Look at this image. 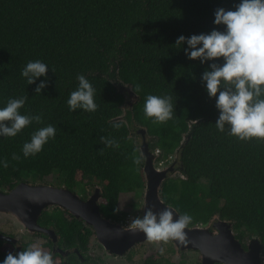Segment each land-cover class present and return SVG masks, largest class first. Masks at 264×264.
<instances>
[{"label": "trees", "instance_id": "1", "mask_svg": "<svg viewBox=\"0 0 264 264\" xmlns=\"http://www.w3.org/2000/svg\"><path fill=\"white\" fill-rule=\"evenodd\" d=\"M239 2L0 0V107L9 99L27 97L21 114L43 119L42 124L34 123L15 138H0V159L9 163L7 169L0 168V190L12 189L21 181L48 184L49 177L54 179L50 184L69 189L97 184L103 193V215L124 221L128 213L115 211L118 206L121 209L120 196L134 198L145 186V159L132 139L134 131L143 128L151 139V152L160 150L156 160H167L178 152L177 160L187 178L167 179L161 196L179 215L191 217L188 227L206 225L217 215L231 222L240 242L257 236L264 245V140L244 142L227 130H216L219 112L200 77L210 70V63L222 60L191 61L174 45L180 36L222 31V26L213 24L215 10L234 11ZM35 61L49 65L47 81L41 77L27 85L20 73ZM81 75L95 89V113L68 109L67 101L77 90ZM42 82L47 87L36 95ZM118 82L132 86L134 92L140 89L135 92L139 101L132 108ZM148 95L170 96L174 118L163 125L146 119L143 107ZM118 117L122 119L113 121ZM115 124L120 125L118 130ZM49 125L56 129L55 139L41 153L25 159L23 145L35 131ZM102 137L114 140L119 148L106 147ZM67 215L59 207L46 209L39 224L55 230L59 248L85 254L91 232L80 228L79 219ZM33 235L47 240L40 247L53 255L54 264H99L87 259L82 262L75 253L66 257L55 251L47 236ZM32 245L36 244L23 243L21 251ZM16 252L14 244L0 241V264L7 254ZM167 263L151 258L144 261Z\"/></svg>", "mask_w": 264, "mask_h": 264}, {"label": "clouds", "instance_id": "2", "mask_svg": "<svg viewBox=\"0 0 264 264\" xmlns=\"http://www.w3.org/2000/svg\"><path fill=\"white\" fill-rule=\"evenodd\" d=\"M213 24L222 26L223 30L187 38L180 36L174 45L178 51L183 49L191 61L199 60L204 64L222 60V63H210V70L204 71L200 77L208 98L215 99L219 112L216 130L220 133L227 130L228 135L244 142L264 140V0H240L234 11L218 8L214 12ZM48 70L49 65L41 61L29 62L20 75L27 85H32L41 77L47 81ZM77 80L78 88L67 101L69 111L95 113L98 110L95 89L83 75ZM46 87L45 82L40 83L35 94L41 95ZM139 91V88L135 90ZM27 99H9L4 107H0V138H15L34 123H43L41 115L21 114ZM174 113L170 96L146 97L143 114L153 124H166L174 118ZM113 126L117 130L120 128L119 124ZM55 136V127L39 128L32 134L30 142L23 145V157L28 159L38 155ZM101 143L108 148H119V144L111 139L102 137ZM12 159L19 161L20 157L13 155ZM134 163L140 161L135 160ZM8 167V161L0 159V168ZM176 217L174 220V213L168 209L157 214L149 208L142 219L132 221L128 230L143 233L149 242L166 244L170 240L183 241L191 217L186 214ZM164 251L161 248L160 255H164ZM2 264H54V260L51 253L32 245L15 255L7 254Z\"/></svg>", "mask_w": 264, "mask_h": 264}, {"label": "water", "instance_id": "3", "mask_svg": "<svg viewBox=\"0 0 264 264\" xmlns=\"http://www.w3.org/2000/svg\"><path fill=\"white\" fill-rule=\"evenodd\" d=\"M117 85L128 92L131 101H127V105L130 108L138 103L139 97L133 91L132 86L123 84V82H118ZM121 119L122 117H118L113 121ZM138 132L143 138L140 150L145 159L142 168L145 191L140 219L151 208L157 214L168 209L174 213L175 220L179 214L175 208L166 205L161 196L163 183L168 178L172 169L171 164L175 160L169 166L156 163V157L149 149L150 142L148 143L145 140L146 129L140 128ZM174 154L175 159H177L178 152L176 151ZM186 178V176H183V179ZM96 199L97 197H93L83 201L78 195L65 188H58L49 184L32 185L21 182L9 193L0 191V214H4L15 225L31 233H42L55 244L58 240L55 230L41 226L38 223V218L49 207H59L62 210H67L72 216L86 221L94 228L97 242L109 255L122 256L137 244L147 241L143 233H133L128 230V227L112 223L104 218ZM213 225L217 228L216 232H212L208 226L201 224L187 227L185 229V239L183 241L172 240V242L179 251L194 250L199 252L201 264H264L261 260L264 245L257 236L250 238L245 248L236 238L230 222L218 220ZM18 239V237L0 232V241L16 245ZM61 250L55 248L56 252L67 256V252ZM19 251H21V246H17V252ZM74 253L78 255L82 262L86 261V258L78 250H75Z\"/></svg>", "mask_w": 264, "mask_h": 264}, {"label": "rangeland", "instance_id": "4", "mask_svg": "<svg viewBox=\"0 0 264 264\" xmlns=\"http://www.w3.org/2000/svg\"><path fill=\"white\" fill-rule=\"evenodd\" d=\"M121 89H123V88H121ZM122 91L125 93L126 101L130 102L131 100L129 98L128 92H126V90H124V89ZM145 138H146L145 139L146 142H148V143L151 142V139L148 135H146ZM132 139L139 146L143 143V138L138 131H134V133L132 135ZM156 150H159V149L156 148L154 150V152H152V153L154 154L155 157H159L160 150L158 153L156 152ZM173 160L178 162L179 158H178V160L175 159V154H173V155L169 156V158H167V160H162V161L161 160L160 161L155 160V162L158 163L159 165H162V166H166V165L169 166L171 164V162H173ZM172 167H175V169H173L170 172V175L168 176V178L176 179V180L183 179L184 174L183 173L181 174V172H182L181 165L180 164L177 165L174 162L171 164V168ZM180 170H181V172H180ZM53 180L54 179L52 177H49V178H47L46 181H53ZM201 184L204 187L208 186V183L206 181H202ZM140 200H141L140 195L138 196V200H134L132 195L122 194L120 196L119 205L121 207V210H123V208H126V213H128V215H129V216H127L128 217L127 221H129L130 224L132 223L133 220H135V217L137 215L136 211L139 210V201ZM124 219H126V218H124ZM12 220L14 221L13 218H12ZM121 223L125 224L124 221H121ZM22 229H23L22 227H19V226L15 225L13 222H11L10 218L5 216L4 214H0V231L1 232H3L4 234H8L11 232L14 234L22 235L20 232V230H22ZM249 240L250 239L246 240V242ZM46 241L47 240H45L44 238L35 237V236H23L20 238V242H34L39 247L40 246L44 247V243ZM152 243L153 244H149L147 242L146 243L144 242L142 244H137L135 247H133L132 249H130L129 251L126 252L127 254H131L130 257L124 258V257H117V256L114 257L112 255H109L104 249L98 248L99 243L97 242L96 239L92 238L89 240L87 255L90 258V260L94 259L93 262H97L99 264H141V263H143V261L145 259L151 258L152 256H154V258H156V260H159L161 262H163V259L160 256H164L165 258H168L167 264H200L199 254L196 252L181 251V253L183 252L184 254L180 255V252H178L177 250H176V252H175V250L170 252V250H172L173 247H175L174 244L173 243L171 244L170 241H168L166 244L165 243L157 244L154 242H152ZM161 248H164V250H165L164 255H160V249ZM169 248H170V250L168 251ZM43 251L46 252L47 250H43ZM151 253H152V256H149V254H151ZM262 254L264 255V252ZM89 258L88 259L86 258V259L89 261ZM262 260L264 261V256H263Z\"/></svg>", "mask_w": 264, "mask_h": 264}, {"label": "flooded vegetation", "instance_id": "5", "mask_svg": "<svg viewBox=\"0 0 264 264\" xmlns=\"http://www.w3.org/2000/svg\"><path fill=\"white\" fill-rule=\"evenodd\" d=\"M150 149V148H149ZM151 151V150H150ZM175 164H177V165H179V163L177 162V161H175ZM173 169H175V167H172V169H171V171L173 170ZM170 175V174H169ZM167 179H170V178H167ZM166 181V180H165ZM21 182H27V183H29V184H32V185H41V184H45V183H38V182H36V183H33V182H28V181H21ZM21 182H19V183H21ZM49 183V185H52V186H55V187H58V188H65V189H67V190H70L71 192H73L74 194H76V195H78L83 201H87V200H89V199H91V198H96L97 197V199H96V203H97V205L99 206V209H100V212H101V214H102V216L104 217V218H106L104 215H103V213H102V211H101V203H102V200H103V193H102V188H101V186H99V185H83V184H81V185H78V186H75L73 189H69V188H67V187H65V185H57V183H52V184H50L51 183V181H48ZM19 183H17L13 188H15ZM12 188V189H13ZM12 189H6V190H0L1 192H3V193H9ZM144 191H145V186H144V188L142 189V191H141V193H139L138 195H135V197L133 198L134 200H138V196L140 195V197H141V200L139 201V210H137L136 211V213H137V215H136V217H135V219H137V218H141V214H142V204H143V198H144ZM100 198V199H99ZM50 208H54V207H49L48 209H50ZM46 210V209H45ZM118 210H119V212H126V208H123V210H121V209H119V206H118ZM64 211H67V210H64ZM68 212V211H67ZM68 214L69 215H67L69 218H71L70 216H72L69 212H68ZM41 216V215H40ZM127 216H129L128 214L125 216V220H124V223L125 224H123V223H121V221H118L117 219H110V218H106L107 220H109L110 222H112V223H115V224H122L124 227H128L129 225H130V223H129V221H127ZM74 217V216H73ZM40 218V217H39ZM39 218H38V223H39ZM75 218V217H74ZM77 219V218H76ZM218 220H222V219H220L217 215H215V216H212V218L210 219V221L205 225V224H201V225H204V226H208L209 227V229L212 231V232H216L217 231V228H215L214 227V223L215 222H218ZM79 221L81 222V223H79V225H80V228L82 229V230H84L85 232H87V231H89V232H91L90 233V239H96V233H95V230H94V228L93 227H91L89 224H87V222L86 221H84V220H82V219H79ZM226 221V220H225ZM231 223V222H230ZM23 230V231H22ZM22 230H20V232H21V234L22 235H20V234H14V233H8L7 235H10V236H13V237H18L19 239H18V242H17V244L15 245V247L17 248V246H21L22 247V245H23V243H26V242H20V238L21 237H23V236H34L33 234H35V233H31V232H29L28 230H26V229H22ZM1 232V231H0ZM3 233V232H2ZM18 235V236H17ZM92 237V238H91ZM57 238H58V235H57ZM89 239V240H90ZM97 240V239H96ZM58 241H59V238H58V240H57V242L55 243V244H53L52 245V247L54 248H56V249H59V247H58ZM171 241V244L173 243L172 242V240H170ZM147 243H149V244H153L152 242H148V240L146 241ZM145 242V243H146ZM248 242V241H247ZM247 242L246 241H244L243 243H242V245L246 248V245H247ZM88 244H89V242H88ZM88 244H87V248H86V250H85V254H81L80 253V250L79 249H66V250H61L62 252H67V256L68 255H70V254H74V252H75V250H78L79 251V253L81 254V255H83V257H86L87 259L89 258L88 257V255H87V252H88ZM174 244V243H173ZM99 245V244H98ZM175 246V245H174ZM98 248H101V249H104L101 245H99V247ZM176 248V246L175 247H173V249L172 250H170V248L168 249V251L170 250V252H172L173 250H175V252H176V250L178 251V252H180V255H183L184 253L182 252L181 253V251H179L177 248ZM61 249V248H60ZM104 251V250H103ZM106 251V250H105ZM196 252V253H198L199 254V258H200V264H201V256H200V253L199 252H197V251H194V250H188V251H186V252ZM130 255L131 254H127V253H125L124 255H122V256H119V255H112V256H114V257H126V258H128V257H130ZM66 256V257H67ZM149 256H152V253L151 254H149ZM156 256V255H155ZM264 256V255H263ZM160 257H162V259H163V261H166V260H168V258H165L164 256H160ZM79 258V257H78ZM80 259V258H79ZM148 259V258H147ZM151 259H153V260H156V258H154V256H152L151 257ZM81 260V259H80ZM146 260V259H145ZM144 260V261H145ZM94 261V259H92V260H90V258H89V262H93ZM144 261H143V263H141V264H144Z\"/></svg>", "mask_w": 264, "mask_h": 264}, {"label": "built area", "instance_id": "6", "mask_svg": "<svg viewBox=\"0 0 264 264\" xmlns=\"http://www.w3.org/2000/svg\"><path fill=\"white\" fill-rule=\"evenodd\" d=\"M156 152L158 153L159 152V150H156ZM162 161V160H161Z\"/></svg>", "mask_w": 264, "mask_h": 264}]
</instances>
